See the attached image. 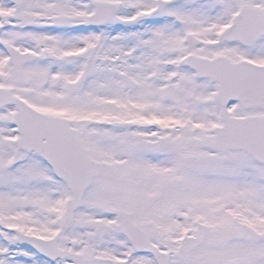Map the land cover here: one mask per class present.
<instances>
[{
    "label": "snow or ice",
    "instance_id": "6c2138e0",
    "mask_svg": "<svg viewBox=\"0 0 264 264\" xmlns=\"http://www.w3.org/2000/svg\"><path fill=\"white\" fill-rule=\"evenodd\" d=\"M0 264H264V0H0Z\"/></svg>",
    "mask_w": 264,
    "mask_h": 264
}]
</instances>
